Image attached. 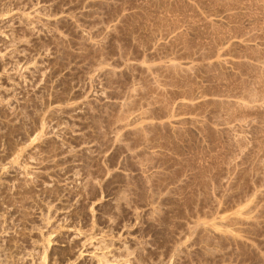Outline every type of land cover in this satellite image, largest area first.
Returning <instances> with one entry per match:
<instances>
[{
	"label": "rangeland",
	"instance_id": "obj_1",
	"mask_svg": "<svg viewBox=\"0 0 264 264\" xmlns=\"http://www.w3.org/2000/svg\"><path fill=\"white\" fill-rule=\"evenodd\" d=\"M0 264H264V0H0Z\"/></svg>",
	"mask_w": 264,
	"mask_h": 264
}]
</instances>
